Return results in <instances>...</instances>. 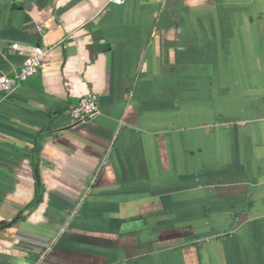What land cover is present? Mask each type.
<instances>
[{"label":"crops","instance_id":"1","mask_svg":"<svg viewBox=\"0 0 264 264\" xmlns=\"http://www.w3.org/2000/svg\"><path fill=\"white\" fill-rule=\"evenodd\" d=\"M37 48L0 96V264H264V0H0V75Z\"/></svg>","mask_w":264,"mask_h":264},{"label":"built area","instance_id":"2","mask_svg":"<svg viewBox=\"0 0 264 264\" xmlns=\"http://www.w3.org/2000/svg\"><path fill=\"white\" fill-rule=\"evenodd\" d=\"M114 5H123L125 0H109ZM39 32L42 31L40 26L37 27ZM13 50L17 49V45L12 46ZM47 50L37 48L32 56L27 58L21 68L11 76L0 75V96L8 95L14 92L27 80L34 77L43 67ZM99 115V106L97 96L94 93H88L81 97L78 102L72 106L70 116L75 123H85L92 121ZM88 194H85V197Z\"/></svg>","mask_w":264,"mask_h":264},{"label":"trees","instance_id":"3","mask_svg":"<svg viewBox=\"0 0 264 264\" xmlns=\"http://www.w3.org/2000/svg\"><path fill=\"white\" fill-rule=\"evenodd\" d=\"M35 201H36V202H39L40 200H39V198H37Z\"/></svg>","mask_w":264,"mask_h":264}]
</instances>
